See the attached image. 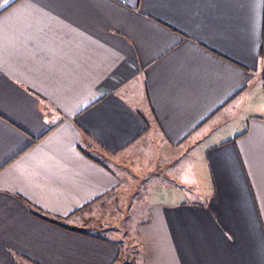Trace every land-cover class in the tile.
Listing matches in <instances>:
<instances>
[{
	"label": "crops",
	"instance_id": "crops-1",
	"mask_svg": "<svg viewBox=\"0 0 264 264\" xmlns=\"http://www.w3.org/2000/svg\"><path fill=\"white\" fill-rule=\"evenodd\" d=\"M141 191L142 264H264V0H0V264H126Z\"/></svg>",
	"mask_w": 264,
	"mask_h": 264
},
{
	"label": "rangeland",
	"instance_id": "rangeland-1",
	"mask_svg": "<svg viewBox=\"0 0 264 264\" xmlns=\"http://www.w3.org/2000/svg\"><path fill=\"white\" fill-rule=\"evenodd\" d=\"M149 176L147 175L146 178ZM177 186V180L173 179L171 181L165 180V173L159 176V181L156 185H171ZM130 193V192H126ZM151 191H141L137 197L129 198L127 195L124 199H118L117 201H113L112 203L107 204L104 207L98 206L97 209L94 211V215L99 216L103 215L105 217L110 216L109 218L115 219V221L108 225L107 228L117 230L121 227V225H126V229H128V225H130V233L125 232V236L122 239L123 249H124V257L126 264H142L143 260L142 257L139 256L141 254V250L136 247L135 244L138 242L133 240L135 235L138 234V228L140 227V223L146 220L149 215V209L147 206L148 199L144 197V194H151ZM129 210L128 220L122 222L120 218H117L116 215L119 214L122 216L124 212V216ZM139 210L141 213H139ZM115 214V215H114ZM92 215V212L88 213V216ZM124 232V231H122ZM131 261V262H129Z\"/></svg>",
	"mask_w": 264,
	"mask_h": 264
},
{
	"label": "trees",
	"instance_id": "trees-1",
	"mask_svg": "<svg viewBox=\"0 0 264 264\" xmlns=\"http://www.w3.org/2000/svg\"><path fill=\"white\" fill-rule=\"evenodd\" d=\"M87 155L90 156L89 154H87ZM34 214L39 216V218H42L44 221H47L49 223H52V224H55V225H58V226L62 227V224H60L59 222H57L55 220L45 218V216L40 215V214H36V213H34ZM63 228H65V229H67V230H69L71 232H74V233H79V234H84V235L87 234L85 230H81V229H77V228H71L69 226L68 227H64L63 226Z\"/></svg>",
	"mask_w": 264,
	"mask_h": 264
}]
</instances>
